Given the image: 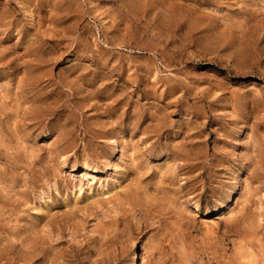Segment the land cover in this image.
I'll return each mask as SVG.
<instances>
[{
  "label": "rangeland",
  "instance_id": "obj_1",
  "mask_svg": "<svg viewBox=\"0 0 264 264\" xmlns=\"http://www.w3.org/2000/svg\"><path fill=\"white\" fill-rule=\"evenodd\" d=\"M0 264H264V0H0Z\"/></svg>",
  "mask_w": 264,
  "mask_h": 264
},
{
  "label": "bare ground",
  "instance_id": "obj_2",
  "mask_svg": "<svg viewBox=\"0 0 264 264\" xmlns=\"http://www.w3.org/2000/svg\"><path fill=\"white\" fill-rule=\"evenodd\" d=\"M121 147H122V146H121ZM133 260H134V262H136V260H137V257H136V256H134Z\"/></svg>",
  "mask_w": 264,
  "mask_h": 264
}]
</instances>
